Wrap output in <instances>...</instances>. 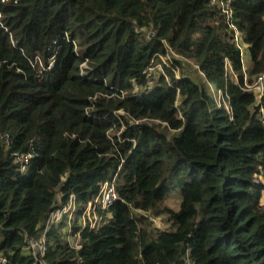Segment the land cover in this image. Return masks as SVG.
I'll return each instance as SVG.
<instances>
[{
  "label": "trees",
  "instance_id": "trees-1",
  "mask_svg": "<svg viewBox=\"0 0 264 264\" xmlns=\"http://www.w3.org/2000/svg\"><path fill=\"white\" fill-rule=\"evenodd\" d=\"M228 5L230 19L213 0H0L4 264H41L28 239L70 195L79 247L64 219L45 264H264V0ZM113 177L118 199L81 228Z\"/></svg>",
  "mask_w": 264,
  "mask_h": 264
},
{
  "label": "built area",
  "instance_id": "built-area-1",
  "mask_svg": "<svg viewBox=\"0 0 264 264\" xmlns=\"http://www.w3.org/2000/svg\"><path fill=\"white\" fill-rule=\"evenodd\" d=\"M214 3L218 4L223 12L227 15V18L230 19L232 11L229 8L228 0H213ZM1 17V14H0ZM233 40L236 43L237 47L240 48L243 58L245 57V45L241 40L240 33L235 27ZM253 88L257 90V94L261 96L264 92V73L258 77ZM118 199V193L116 190V179L115 177L107 179L103 182L101 189L98 195L92 201L88 202L84 208L82 215L80 217L81 228L88 227L89 229H95L99 225L102 219L99 210L105 211ZM77 210L76 198L74 195H70L67 202L61 203L59 201L58 206L49 214L44 227L42 234L39 240L28 239L29 248L32 250L33 255L41 264H45L40 261L38 255L44 254L45 252V239L48 231L52 228L53 225L60 223L64 219L67 220L69 235L68 240L72 242L77 248L79 247V235H72L71 225L74 220V213ZM34 248H33V247ZM38 249V251H36ZM7 261L6 257L3 254H0V264H4Z\"/></svg>",
  "mask_w": 264,
  "mask_h": 264
},
{
  "label": "rangeland",
  "instance_id": "rangeland-1",
  "mask_svg": "<svg viewBox=\"0 0 264 264\" xmlns=\"http://www.w3.org/2000/svg\"><path fill=\"white\" fill-rule=\"evenodd\" d=\"M166 58H169V57H165L164 60H166ZM244 67H245V70L247 71L248 67H249V56H248V54H246V56L244 58ZM157 69L158 70H163V66L155 64L151 68L150 72L152 74H154ZM194 70H196V69L193 68L192 71H194ZM194 75H195V77H197L199 75V72L198 71H194ZM255 82H256V79L253 80L254 84H255ZM140 89H144V87L143 88L140 87ZM255 91L257 93V90H255ZM155 123L158 124L160 122L159 121H155ZM163 126H164V124H163ZM180 200H181L180 187H175L174 191L168 196V199L166 200V203L164 202V204H167L168 206H170L173 209L177 210L179 208V206H180ZM262 203H264V199H263ZM150 220H152L153 221V225L156 228H159V229H165V228H167L169 226L168 223L166 222L165 216H152ZM36 251H38V249Z\"/></svg>",
  "mask_w": 264,
  "mask_h": 264
}]
</instances>
